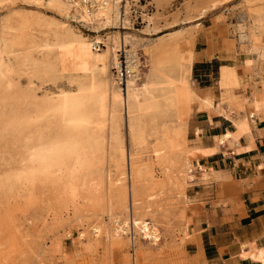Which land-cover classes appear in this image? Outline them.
Returning <instances> with one entry per match:
<instances>
[{
  "label": "rangeland",
  "instance_id": "374dc122",
  "mask_svg": "<svg viewBox=\"0 0 264 264\" xmlns=\"http://www.w3.org/2000/svg\"><path fill=\"white\" fill-rule=\"evenodd\" d=\"M78 1L91 12L88 0ZM110 2L105 17L83 23L73 9L66 12L37 0H0V264H192L188 248L192 221L186 200L196 171L189 155H174L176 142L181 148L187 145L174 137L177 114H164L157 122L162 129L151 131L146 125L143 135L137 134L136 141L131 138L126 105L113 97L120 88L113 53L120 63L124 47L134 45L142 61L138 87L150 70L148 51L156 58L183 62L195 56L191 47L195 38H208L210 43L212 30L220 37L218 44L214 37V48L232 50L239 57L218 69L215 64H196L188 77L193 87L209 83L197 82L196 75L205 70L210 83L222 86L221 102L234 114L241 100L244 104L246 97L241 96L248 95V86L250 93L264 94V64L253 51L264 47V0ZM245 35L255 36L257 45L242 40ZM236 68L246 86L233 77ZM203 91L199 88L201 96ZM58 105L59 115L49 109L39 119L37 111ZM86 107L94 109L95 120L85 124L90 135L79 140L78 149L83 163L90 158L95 168L89 171L83 164L68 171L55 160L43 170V162L28 153L27 139L58 128L69 132L71 117ZM15 108L23 121L15 129H5L1 120ZM185 160L191 166L190 181L185 177ZM138 169L140 179L135 176ZM17 173L24 177L12 181ZM134 214L156 230L159 242L140 237L130 224ZM124 222L131 231L115 237L114 230ZM93 229H100V235Z\"/></svg>",
  "mask_w": 264,
  "mask_h": 264
},
{
  "label": "crops",
  "instance_id": "0c3cea01",
  "mask_svg": "<svg viewBox=\"0 0 264 264\" xmlns=\"http://www.w3.org/2000/svg\"><path fill=\"white\" fill-rule=\"evenodd\" d=\"M209 33V44L208 38L197 37L191 46L195 55L192 76L196 64H215L218 69L221 64H234L239 57L232 50L215 49L214 39L218 44L220 37L212 30ZM197 44L202 45L198 48ZM238 70L239 84L244 85ZM196 76L198 83L209 81L197 87L219 106L198 110L194 104L186 124L185 148L196 171L187 207L192 221L188 229L192 264H264V94L250 93L248 86V95L241 97L253 102L256 95L258 110L248 117L254 109H245L241 100L234 114L221 102L222 86L210 83L212 78L205 70ZM227 134L230 140L219 144Z\"/></svg>",
  "mask_w": 264,
  "mask_h": 264
},
{
  "label": "bare ground",
  "instance_id": "6f19581e",
  "mask_svg": "<svg viewBox=\"0 0 264 264\" xmlns=\"http://www.w3.org/2000/svg\"><path fill=\"white\" fill-rule=\"evenodd\" d=\"M37 1L44 2L45 5L47 4V5H50L51 7L54 5L56 7H59V9L63 8L66 12L68 10H70V9H73L74 12L76 13V15H78V19L80 21H82L83 23H90L92 21V19H94L96 17H97L96 18L97 20H98V17H101V16L105 17L108 8L111 5V2H110L111 0H88L90 5H91V12H89V10L86 7L87 5L85 6V2L84 1H86V0L83 1L84 4H81L82 2L80 3L78 0H37ZM112 14H113V12H112ZM241 39L244 40L245 42L249 43V44L257 45V39L253 35H251V36L245 35V36H242ZM128 45H126V46H128ZM253 51H256L257 58L259 59L261 64H264V47L253 48ZM124 53H126L125 54L126 55V61L125 62L127 64L126 67L128 69L129 75L127 76L126 81L124 82L123 86H121L119 84L118 76H116V82H117V84H118V86L120 88H118V91L116 92V94H114L113 97H114L115 102H117V103L124 102L125 105H126L125 106L126 107V115H127L126 121L128 123L129 132L132 135L131 138H133L134 140L136 139V135L137 134H139V135H143L144 134L142 132L145 129L146 125H148V127L151 129V131H157L158 128L162 129L163 127L162 128L159 127V124L157 123L158 120L162 119L164 114H166L168 112H174V113L177 114V117H178L177 125L172 128V130H175L174 137H176V138L178 137L179 140L182 139L183 143H185L184 136H185L187 119L189 118V116L191 115V113L193 111V105L195 104V108L198 109V110L199 109H203V108L207 109V110H210V109L216 110L218 108V106H219L218 103L215 104L214 101L210 98L209 94L205 93L204 95L201 96L199 94V89L194 88L193 84L189 82L188 77H189V75L191 73V69H192L193 61L195 60V56H192V57L188 56L186 59H184L183 62H181V61H178L176 59L175 60H173V59L172 60H166V59H163V58L161 59L159 57L156 58V54L152 50L148 51L149 55H147V57L150 59V70H149L148 75L146 76V81L143 82L140 86L137 87V85L140 83L139 68L141 67V62L142 61L140 60V57H138L139 55H138L134 45H131V48L128 49V50H126V47H124ZM99 59H101V58H99ZM112 62H113V65L118 68L117 71H119L120 63L118 62L117 55L115 53H113V55H112ZM233 75H234L233 77H235V80L237 82H241L240 72H239L238 68L235 69ZM121 88H123V89H121ZM223 89H225V88H223ZM255 97H256V95L254 96V101L253 102L250 101L248 98H246L245 101H244L245 109L247 107H252V110L254 109L253 111H250L251 114L248 115V117L249 116L250 117H254L255 114H256V111L258 110V105H257L256 100H255L257 98H255ZM121 104L119 106H122ZM46 105H47V103H46ZM123 107H124V105H123ZM61 108H62L61 105L55 106V108H51L49 106V107H45L44 111H41V110L37 111V114L39 116V119H41L43 116L49 114V112H48L49 109H50V111H51V109H53L54 115H59L60 112L62 111ZM247 110H248V108H247ZM25 112H27V110ZM114 113H116V112H114ZM67 114H68V112H67ZM112 115H113V113H112ZM94 116H95L94 109H92L90 107H86L85 109H83L82 112H79V113L75 114L73 117H71V120L69 121V123H71L73 125V127H72V129L69 132L66 133V132H64V130H61L60 128H58V130H56L54 132L51 131L52 133L47 131L45 133V135L39 133L34 138H31V140L27 139L28 146H29L28 147V151H30L28 153L30 155H34L35 158L37 160H39L40 162H43L44 167L41 164V166L43 167V170L48 169V167L50 165H52L55 160H57L59 165L61 164L63 166V164H65V166L67 167L66 169H68V171L83 166L84 158L82 156V153L78 149V146H79L78 142H79V140L82 139V137H85V136L89 137L90 134H88V132H89L90 127L87 129L85 124L91 125L92 122L95 120ZM21 117L22 116H19V113H18V111L15 108V110L13 112H11V114L8 115V117H6L5 119L1 120L3 122V124H4L3 127L5 129H8V130L9 129L12 130V129L17 128L21 124V121H23V119ZM115 117H117V116H115ZM56 121H57V119H56ZM46 122H48V121L46 120ZM28 123H30V122H28ZM31 123H32V121H31ZM95 124H94V127L97 126V123H95ZM165 131H167V129H165ZM74 132H76V133L74 134ZM113 140L115 141L116 138L113 139ZM229 140H230V136L228 134L227 135H223L219 139L218 143L220 144L222 142L229 141ZM22 142H23V140H22ZM164 143L165 142H162V144H164ZM91 145H92V143H91ZM117 145H120V144L117 143ZM85 146H86V144H85ZM181 147H182V145H179L177 142L174 144V149H175V154L174 155H175V157L177 155L180 156V154H186V155L189 154V152L187 151V149L185 147L184 148H181ZM115 150H116V148H115ZM120 150H121V148H120ZM100 152H102V151H100ZM89 153L91 154L90 150H89ZM25 156H27V155H25ZM34 156L33 157L31 156L32 160L34 159ZM25 158H27V157H25ZM89 159H87V158L85 159L86 162L84 164V167L85 166L87 168L89 167V169H87V168H85V169L90 171L91 166L93 167V169L95 167L93 165H91L93 163L92 162L90 163ZM27 161H29V160H27ZM36 165L37 164L35 163V166ZM95 166H97V165H95ZM28 167L26 166V169ZM50 167H52V166H50ZM184 167H185L186 180L190 181L192 176H191V174H189L191 166H190L188 161L185 162ZM32 168H34V166ZM34 169L36 170L37 168H34ZM56 169L57 168H55V170ZM40 170L42 171V169H39V171ZM49 171L51 172L50 169H49ZM56 171H58V170H56ZM64 172H67V171L64 170ZM95 172H97V171H95ZM95 172H93V173H95ZM141 172H142V169H141V171H140V169L136 170L135 171V176L137 178L141 177ZM44 173H47V172L44 171ZM22 174L23 173H21V174L17 173L16 176H13L15 178L14 179L12 178V181L20 180L19 178H20V176H23ZM83 174H85V173H83ZM14 175H15V173H14ZM34 175H35V173H34ZM64 175H66V174H64ZM85 176H86V174H85ZM130 176H131V172L129 173L128 177L130 178ZM73 177H74V175H73ZM126 177H127V175H126ZM123 179H121V180H123ZM9 180H11V179L9 178ZM87 181H88V179H87ZM119 182L120 181L116 179L115 180V185H117ZM83 183H85V182H82V185H83ZM119 186H120V184H119ZM148 201L149 200H147L146 202H148ZM186 203L188 205L189 204V200H186ZM120 204H122V203L120 202ZM123 207L124 206L121 207V210H122ZM111 210H114V209L112 208ZM111 212H113V211H111ZM141 212H143V209L141 210ZM145 212L147 213V209H146ZM138 214H139V212H138ZM136 215H137V212H136ZM138 216H140V215H138ZM116 219L117 218L114 217V221L115 222L117 221ZM130 224H131L132 228L136 232L139 233V235H140V237H142V239L150 240L152 243L159 242L158 241L159 239L157 238L158 235H156L157 234L156 230L152 229V227L149 228L148 224L145 223L143 220L139 219V217L137 218L135 216V214L132 215ZM128 225L129 224L127 222L118 224L116 230H114L115 237H120L121 235H124V234L130 232L131 230L129 231ZM99 230L98 229H95V230L93 229L92 232L96 234V233L99 232ZM105 232H106V230H105ZM100 233H103V230Z\"/></svg>",
  "mask_w": 264,
  "mask_h": 264
},
{
  "label": "built area",
  "instance_id": "2783aa9c",
  "mask_svg": "<svg viewBox=\"0 0 264 264\" xmlns=\"http://www.w3.org/2000/svg\"><path fill=\"white\" fill-rule=\"evenodd\" d=\"M126 56L123 54V59L120 60V68L119 71H116V76H118V82L121 86L124 85V82L126 81L127 76L129 75L128 69L126 67Z\"/></svg>",
  "mask_w": 264,
  "mask_h": 264
}]
</instances>
